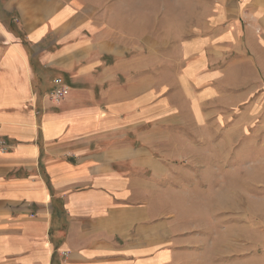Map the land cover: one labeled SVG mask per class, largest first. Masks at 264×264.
<instances>
[{
  "label": "crops",
  "instance_id": "1",
  "mask_svg": "<svg viewBox=\"0 0 264 264\" xmlns=\"http://www.w3.org/2000/svg\"><path fill=\"white\" fill-rule=\"evenodd\" d=\"M209 4L171 46L115 0H0V264H264L187 201L189 152L264 127V0Z\"/></svg>",
  "mask_w": 264,
  "mask_h": 264
},
{
  "label": "rangeland",
  "instance_id": "2",
  "mask_svg": "<svg viewBox=\"0 0 264 264\" xmlns=\"http://www.w3.org/2000/svg\"><path fill=\"white\" fill-rule=\"evenodd\" d=\"M115 1L120 3L115 14H120L123 19V31L147 29L157 39L169 41L171 46L181 35H190L195 19L204 16L210 5L209 0ZM135 16L138 22L132 23ZM228 124L223 121L222 126H218L215 138L207 136L204 139L206 143L202 151L188 153L192 160L186 159V162L196 164L189 171L191 175L199 177V188L204 190L196 194V199L187 201H191L194 207V226L202 228L208 236L217 234L224 241L225 237L229 239L233 235L235 244L246 243L257 249L259 242L260 247L264 242V183L255 182L257 176H261V173L264 175V127L259 133L252 128L247 135L242 127L231 122ZM213 138L217 151L209 145ZM254 144L261 145L262 151L247 150V145ZM257 167H260V172ZM227 179L232 183L233 198H227L229 194L222 191L215 199L210 189L216 185L215 181L218 182L219 191L228 187L230 183H227ZM249 264L261 262L251 258Z\"/></svg>",
  "mask_w": 264,
  "mask_h": 264
},
{
  "label": "built area",
  "instance_id": "3",
  "mask_svg": "<svg viewBox=\"0 0 264 264\" xmlns=\"http://www.w3.org/2000/svg\"><path fill=\"white\" fill-rule=\"evenodd\" d=\"M56 87L50 92V97L55 103H59L68 93L69 86L63 83L61 78L55 80ZM6 148L3 141L0 140V149L4 150Z\"/></svg>",
  "mask_w": 264,
  "mask_h": 264
}]
</instances>
